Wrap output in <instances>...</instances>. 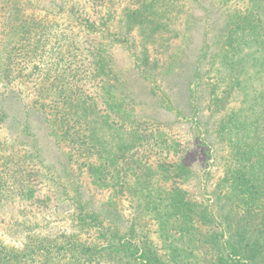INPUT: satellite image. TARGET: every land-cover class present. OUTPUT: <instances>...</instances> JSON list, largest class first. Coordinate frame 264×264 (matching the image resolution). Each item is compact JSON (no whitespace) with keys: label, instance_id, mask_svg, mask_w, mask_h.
Listing matches in <instances>:
<instances>
[{"label":"rangeland","instance_id":"374dc122","mask_svg":"<svg viewBox=\"0 0 264 264\" xmlns=\"http://www.w3.org/2000/svg\"><path fill=\"white\" fill-rule=\"evenodd\" d=\"M46 1L42 11L55 18L50 30L56 36L30 46L32 54L40 52L29 65L30 77L0 81V154L13 152L11 159L29 171L31 184L0 203V243L23 246L30 232L23 220L30 218L27 224L45 234L69 231L79 208L66 204L74 203L76 194L89 210L113 208L124 226L136 218L157 247L168 248L172 236L150 209L166 197L171 182L161 175L171 168L179 173L175 185L203 213L202 230L216 227L204 215L215 204L231 226L252 211L255 205L248 210L242 200L249 182L237 171L231 183L228 170L236 159L241 162L243 144L253 146L258 134L252 120L264 109V0L164 3L153 37L140 38L147 48L140 67L127 42L83 31L75 18L54 7L58 0ZM123 7L113 8L114 27L121 24ZM8 43L0 44L2 57ZM83 68L89 74L77 80ZM78 89L74 107L66 98ZM69 109H77L74 118L80 119L67 124ZM142 129L159 136L158 149L146 147L151 153L143 162L134 153L142 145ZM78 137L93 149L97 142L100 151H78ZM117 163L130 170L122 181L139 192L101 185L104 170ZM251 181L264 186V167ZM141 187L154 193L151 203L139 208Z\"/></svg>","mask_w":264,"mask_h":264},{"label":"trees","instance_id":"16d2710c","mask_svg":"<svg viewBox=\"0 0 264 264\" xmlns=\"http://www.w3.org/2000/svg\"><path fill=\"white\" fill-rule=\"evenodd\" d=\"M43 3L49 4L46 0H0V44L4 40L10 42L4 46L5 56L0 54V61L3 60V69L0 70L1 82L13 83L20 75L30 77L32 69L29 65L33 60L36 61L34 55H40V52L32 54L30 46L51 41L56 36L50 30L55 18L43 13ZM164 3L176 5V0H58L54 7L66 13L67 18H75L77 26L87 33L102 38L115 37L118 41L127 42L130 52L137 56V66L140 67L138 60L143 63V55L147 50L145 43L141 44L140 38L144 36L150 40L153 37L163 11L159 9ZM123 5L121 24L114 27L112 19L116 16V9L113 8ZM254 5L255 2L252 6ZM135 31L137 35L134 34ZM62 35L67 38L69 34ZM18 44L22 48L17 47ZM95 56L101 57L98 53ZM182 65L185 63L182 62ZM149 66L155 68V64L150 63ZM86 74L89 73L83 68L82 76L76 73L77 80H84ZM78 91L79 89L73 91L71 96L66 98V102L74 107ZM76 110H67L70 114L67 124L80 119V116L74 118L78 111ZM252 124L253 130L258 134L257 138L253 146L245 143L240 147L242 151L238 154L241 162L236 159V167L229 169L228 173L231 183L235 181L234 173L237 171L241 172L240 175L246 184L249 182L242 190V200L249 205L248 210L253 205L255 207L248 214L238 218L233 226L225 222V213L221 212L219 203L204 213L210 221H214L216 227L202 230L199 219L203 213L197 203L187 197L188 192L175 185V177L179 173L176 175V170L171 168L161 175L167 183L171 182L165 192L166 197L161 198L162 202L150 209L161 216L163 231L172 236L168 248L157 247L152 237L145 233L144 225L137 222L136 218L124 226L121 214L112 212L113 208L89 210L88 204L76 200L74 194L71 197L74 203L66 204L69 208L75 207V210L79 208V211L74 212L76 222L72 225L73 230L69 227V231L52 236L31 228L27 224L31 218L23 220L26 230L30 231L24 245L16 247L0 243V264H264V186H254L251 181L257 173V168L264 167V109L256 114ZM78 129H81V126ZM142 134V145L136 146L134 153L143 162L147 161L151 153L146 147L159 144V136L151 137L144 129ZM78 140L81 142L76 148L78 151L88 150L91 155H94V149L100 151L97 142L93 143V149L89 145L84 146L81 138L78 137ZM155 147L158 149L157 145ZM3 149L0 146V151ZM123 154L125 153L122 152ZM109 155L108 153L106 159ZM13 156V152L0 154V203H9L6 199L11 197L12 193L24 194L28 185L31 186L29 171L13 162ZM122 166L124 165L118 163L114 167L108 166L101 177V185H115L114 189L116 186L121 189L128 187L134 193L139 192L136 185L130 186L127 181H122L130 172ZM158 187L165 188L162 185ZM152 193L154 188L144 193V187H141L142 199L139 208L151 203L149 198ZM37 202L39 204L41 200ZM172 230L174 233L169 234Z\"/></svg>","mask_w":264,"mask_h":264}]
</instances>
